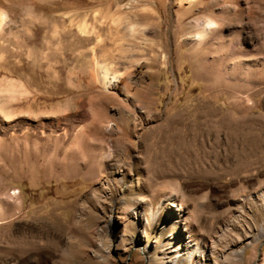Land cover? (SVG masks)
Wrapping results in <instances>:
<instances>
[{"label": "rangeland", "instance_id": "1", "mask_svg": "<svg viewBox=\"0 0 264 264\" xmlns=\"http://www.w3.org/2000/svg\"><path fill=\"white\" fill-rule=\"evenodd\" d=\"M0 9V264H264V0Z\"/></svg>", "mask_w": 264, "mask_h": 264}, {"label": "bare ground", "instance_id": "2", "mask_svg": "<svg viewBox=\"0 0 264 264\" xmlns=\"http://www.w3.org/2000/svg\"><path fill=\"white\" fill-rule=\"evenodd\" d=\"M187 1L192 2L193 0H187ZM78 28H79V31L81 33H83V34L87 33L88 29L85 26V24H83V23L79 24ZM111 79H113V80H110L104 84L105 87L110 83L116 82L114 77H112ZM241 146H242L241 141H236L235 146L231 147L230 154H232L233 156L226 159L227 165L225 167L230 168L231 166H233V168L236 167V168L240 169V168H243L245 165H248V161L250 160V158L247 157L246 154L252 153V152L248 148L245 147V144H244V147L242 149H240ZM263 197H264V194H263ZM177 210H179V208H177ZM259 212H261V213L257 216L258 220L264 219V209L262 207L259 209ZM189 232L191 233L192 230H190V228L186 226L185 227V233H189ZM191 255L188 256V259L191 258Z\"/></svg>", "mask_w": 264, "mask_h": 264}, {"label": "clouds", "instance_id": "3", "mask_svg": "<svg viewBox=\"0 0 264 264\" xmlns=\"http://www.w3.org/2000/svg\"><path fill=\"white\" fill-rule=\"evenodd\" d=\"M7 13H5L2 9H0V20H6Z\"/></svg>", "mask_w": 264, "mask_h": 264}]
</instances>
